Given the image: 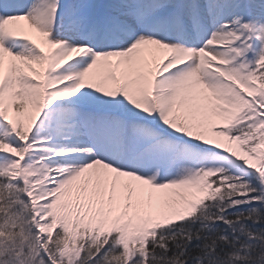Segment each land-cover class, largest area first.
Here are the masks:
<instances>
[{"label": "snow or ice", "instance_id": "obj_1", "mask_svg": "<svg viewBox=\"0 0 264 264\" xmlns=\"http://www.w3.org/2000/svg\"><path fill=\"white\" fill-rule=\"evenodd\" d=\"M0 264H264V0H0Z\"/></svg>", "mask_w": 264, "mask_h": 264}]
</instances>
